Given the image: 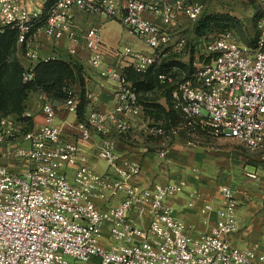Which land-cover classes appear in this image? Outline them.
Listing matches in <instances>:
<instances>
[{
	"label": "built area",
	"instance_id": "obj_1",
	"mask_svg": "<svg viewBox=\"0 0 264 264\" xmlns=\"http://www.w3.org/2000/svg\"><path fill=\"white\" fill-rule=\"evenodd\" d=\"M256 2L259 34L252 45L229 30L204 42L202 57L189 76L177 80L172 71L158 73L161 82L175 83L171 101L183 123L199 122L213 136L237 139L250 151L264 142V0ZM76 6L112 17L124 10L125 26L153 51L124 46L120 54L141 75L161 62L160 51L171 35L142 17L143 11L157 7V0H0V32L7 26L18 28L19 43L36 59V27L52 38L78 40L73 26ZM202 9L197 1L175 0L166 6L165 15L170 19L181 10L196 20ZM84 41L90 62L102 66L100 27H89ZM180 43L184 46L186 40ZM101 74L117 84L114 105L93 108L78 125L84 140L93 132L102 136L99 155L108 163L105 172L92 168L77 142L63 138L51 102L43 104L44 122L39 126L25 128V121L0 117V264H264V253L229 240L239 230L238 200L231 186H221L215 224L195 232L175 217L168 202L184 189L186 180L150 186L135 181L141 166L117 150L111 131H128L132 118L143 113L139 93L122 65L103 68ZM33 76L28 67L24 79ZM67 92L65 104L77 112L82 95L73 88ZM87 96L94 97L90 91ZM148 130L158 136L165 133L158 123ZM65 167L76 168L74 180ZM248 174L257 177L255 171ZM122 192L120 201L107 208L96 202L97 196L111 199ZM204 207L214 209L211 202Z\"/></svg>",
	"mask_w": 264,
	"mask_h": 264
},
{
	"label": "crops",
	"instance_id": "obj_2",
	"mask_svg": "<svg viewBox=\"0 0 264 264\" xmlns=\"http://www.w3.org/2000/svg\"><path fill=\"white\" fill-rule=\"evenodd\" d=\"M125 0H119L124 3ZM175 0H157V7L145 10L142 17L159 23L170 35V42L160 51L161 62L155 64L146 75H141L129 65L126 58L119 50L124 46H131L137 50L151 52L149 47L137 34L131 32L123 23L124 10L112 17L100 11H87L80 7L73 8V26L78 40L69 36L52 38L45 34L42 27H36L33 39L38 50V57L33 59L24 51L25 45L18 44V56L20 61L28 68L39 59L49 57H65L72 60L80 68L73 89L82 95V101L77 112L67 108L65 100L50 96L39 90H32L27 98V110L32 126H39L44 122L43 104L51 102L57 110L56 120L62 127V135L65 140L77 142L87 162L97 172H105L108 163L99 155L102 136L93 132L92 136L84 140L80 137L79 121L85 119L93 108L110 109L114 105V97L117 84L114 80L101 74L103 68L122 65L128 78L136 86L143 113L132 118V127L126 132L111 131L116 140L117 150L125 158L137 162L141 166L135 181L143 186H150L155 181H180L191 180L180 192L172 194L168 202L172 206L173 214L182 220L195 232L209 230L216 222L217 208L222 203L221 186L229 185L235 190L238 200L239 230L229 235L231 244L240 248H255L257 252L264 253V161L262 157L246 156L232 151L227 137H215L209 129L199 122L183 123L171 101V91L175 83H163L158 77L161 71H172L177 80L189 76L196 68L200 52L204 42L211 38V30L206 23H201V17L211 16L216 13H227L232 20L241 21L239 15L226 10H214L203 6L200 16L196 20L190 19L184 11H176L172 18L165 15L166 6ZM195 2L196 0H187ZM245 1V0H243ZM251 3L254 11V2ZM255 15V13H254ZM209 22V18H206ZM205 21V22H206ZM99 26L102 34L104 48V63L95 66L90 62L89 51L85 47L84 34L91 26ZM186 40L183 46L181 39ZM26 48V47H25ZM127 61V62H126ZM92 92L94 97L87 96ZM170 109L174 110L175 118L168 115ZM177 113V114H176ZM189 133L191 139L179 137L171 145L164 123ZM153 123L162 125L165 133L162 136L153 135L148 127ZM171 128L172 130H174ZM174 136V135H173ZM197 138L198 142L193 140ZM184 143V144H181ZM180 143V144H178ZM211 144V145H210ZM162 152H166L164 155ZM178 152V153H177ZM167 156L171 161L170 178L162 175L159 163ZM206 168L199 173L198 169ZM64 171L70 180H74L75 167H65ZM255 171L257 177L248 173ZM187 176V178H186ZM204 176L207 178V188L211 193L201 192L198 195L192 193L196 188V179ZM167 178V179H165ZM163 179V180H161ZM207 189H205L206 191ZM124 193L111 199L97 196L96 202L101 208H107L109 204H116ZM211 202L214 209L205 210V204Z\"/></svg>",
	"mask_w": 264,
	"mask_h": 264
},
{
	"label": "trees",
	"instance_id": "obj_3",
	"mask_svg": "<svg viewBox=\"0 0 264 264\" xmlns=\"http://www.w3.org/2000/svg\"><path fill=\"white\" fill-rule=\"evenodd\" d=\"M206 18H209V22ZM211 20L229 23L232 18L227 13H216L201 17L200 22L206 23L211 30ZM227 30L229 29L224 31ZM220 33L219 31L212 37ZM18 38V28L7 26L0 32V116L11 112L19 115L26 112L27 98L32 90H39L65 100L68 96L67 90L73 88L77 74L80 73L79 66L72 60L57 56L36 61L30 66L34 72L33 78L25 80L24 72L28 68L20 61L18 55L12 57L14 52H18ZM168 115L174 117V110L170 109ZM28 119L29 125L32 126V120L30 117Z\"/></svg>",
	"mask_w": 264,
	"mask_h": 264
},
{
	"label": "rangeland",
	"instance_id": "obj_4",
	"mask_svg": "<svg viewBox=\"0 0 264 264\" xmlns=\"http://www.w3.org/2000/svg\"><path fill=\"white\" fill-rule=\"evenodd\" d=\"M197 2L201 3L205 8L210 9L211 11L214 10H226V11H231L233 13H237L239 16V19L241 20L240 22L235 21V20H231L229 23H224V22H216L211 20V37L213 35H215L216 33H218L219 31L221 33L226 32L224 30L229 29L231 30V32H233V34L243 43V44H252L255 40V37L258 35L259 33V27H258V21L260 19V12H259V7L258 4L256 2V0H252V2H254V6L256 8V10L254 11V9L251 6V3H249V1L245 0H196ZM215 12V11H214ZM255 13V15H254ZM223 32H222V31ZM227 30V31H229ZM24 48V51L26 52V48ZM18 52H14L12 57L14 58L15 56H17ZM66 57V56H65ZM177 114V113H176ZM178 116L180 114H177ZM2 116H10L12 117V119H14L17 122H23L25 121V128H29L30 125L29 123V119L28 117H30L29 115L26 117L23 116V114L19 115L16 114L14 112L8 113L6 115H2ZM1 117V116H0ZM24 118V119H23ZM175 118V116H174ZM165 128H166V133H168L169 136H172V138H170V141H172L170 143V145L177 141V139L179 137H187V140H190L191 137L189 135V133H187L186 131H180L179 129H175L170 125V122L168 121L166 124L164 123ZM171 128H173L174 130H172ZM174 135V136H173ZM175 135H180L179 137H175ZM195 143H200L202 144V142H198L197 138L195 137V140H193ZM180 144V143H178ZM181 144H184L181 142ZM211 145V144H210ZM230 147H232V151L238 152L244 156H246L247 158H253V156H259L262 157L264 154V142L263 145L255 150V151H250L248 150L242 143H240L237 139L234 138H229V144ZM178 153V152H177ZM264 161V160H263ZM161 164L163 166H161ZM161 166V167H160ZM159 167H160V172H162V175H169L171 174V171L174 170L175 168L171 167V161H167V156L164 157V159L161 160V163H159ZM192 169H198L199 173H201L200 171L205 170L206 168H199V167H191ZM206 171V170H205ZM202 174V173H201ZM168 177V176H166ZM170 178V176L168 177ZM187 178V176H186ZM202 177L200 176V178L196 179V188H194L192 190V193L195 195L200 194L201 192H207V193H211L210 190L207 188L208 186V181H207V177L204 176V179H201ZM167 179V178H165ZM163 180V179H161ZM186 181H188L189 185H190V178L189 179H184ZM205 189H207L205 191ZM67 258L74 262V258L67 256Z\"/></svg>",
	"mask_w": 264,
	"mask_h": 264
}]
</instances>
